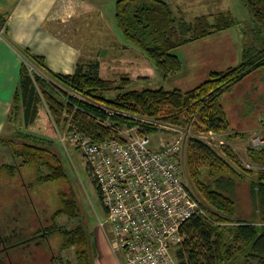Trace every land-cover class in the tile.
Returning <instances> with one entry per match:
<instances>
[{"label":"trees","instance_id":"1","mask_svg":"<svg viewBox=\"0 0 264 264\" xmlns=\"http://www.w3.org/2000/svg\"><path fill=\"white\" fill-rule=\"evenodd\" d=\"M243 1L250 8L255 27L250 35L246 32L240 34L239 62L225 70L211 72L206 81L189 91H183L175 85L171 88L125 89L115 86L110 79L99 77L96 68L80 62L73 74L54 73L46 67L42 58L31 56L24 50L19 52L23 63L8 114L14 129L9 137L0 135V148L8 150L14 161L0 163V183L4 176L8 177L11 195L17 197L20 193L17 187L24 188L31 182L33 184L29 188L37 185L48 189L49 184L69 181L67 167L50 137L54 135L53 120L61 124L65 115V125L69 120L68 123L94 141H101L113 134L92 116L107 117L100 105L166 124H192L194 130H215L228 139L247 135L252 130L238 129L250 125L258 103H264V95L262 99L259 96V100L258 93H254L255 97L250 95V91L258 88V78L264 81V0ZM114 15L123 38L154 63L157 74L164 80L177 76L182 69V62L174 53L177 47L219 33L237 23L230 13L218 14L214 22L206 17H197L188 22L176 18L170 4L164 0H117ZM4 23L5 20L0 17L3 31ZM25 60L36 64L42 72L79 97L58 89L43 76L31 73ZM248 78L247 83L251 82V88L244 89L245 85L241 82ZM236 87L239 88L235 94L242 90L236 95L241 98L240 103L239 100L232 102V95L229 96L227 107L230 112L231 106L236 109L237 128L230 122L223 102L224 94ZM49 89L53 94H49ZM58 93L66 98V102L55 98L59 96ZM41 103L46 105V111L40 109ZM75 106L85 112L74 110ZM245 106L251 109L248 113H244ZM38 116L46 118L43 135L28 130L30 123ZM110 120L128 126L138 123L135 117L123 114L111 116ZM255 120L258 124V117ZM259 125L264 128V118ZM145 126L151 133L157 129L147 124ZM261 134H264V130ZM211 151L199 141L188 140L184 154L187 179L198 191L207 216H193L183 224V242L176 250V255L181 264H234L236 255L243 249L245 257L264 264V170L243 168L238 171L239 160L233 151L225 149L224 158ZM248 154L255 163H264V150L250 148ZM23 168L28 169L30 174H24ZM24 175L27 176L23 179ZM18 178L25 181L22 182L23 186L16 183ZM237 180L248 183V195L254 197L255 203V196L258 197V207H252L248 214L241 213L245 211H241ZM94 182L100 196L98 185ZM55 195L49 230L56 231L60 236V251L74 248L73 264H94L93 247L76 194L59 189ZM241 215H247L248 218L243 219ZM60 217L76 222V225L68 227L67 223L58 221ZM58 264H66L61 256Z\"/></svg>","mask_w":264,"mask_h":264},{"label":"built area","instance_id":"2","mask_svg":"<svg viewBox=\"0 0 264 264\" xmlns=\"http://www.w3.org/2000/svg\"><path fill=\"white\" fill-rule=\"evenodd\" d=\"M2 33L3 27L0 36ZM25 61L31 73L43 76L60 90L64 88L39 72L36 64ZM100 108L107 117L92 116L112 132L107 139L94 141L69 120L70 129L65 132L59 130L54 120L53 125L57 139L65 149L69 144L79 151L98 185L106 211V218L99 219L98 225L103 228L111 251L116 257H123L121 264H181L176 255L183 242L181 227L193 216H207L202 200L188 186L184 145L188 139H194L223 158L225 149L237 154L236 150L224 134L215 130H194L192 124L177 126L124 114L105 105ZM74 110L85 112L78 106ZM118 114L135 117L138 123L128 126L112 122L110 117ZM146 124L169 135L153 144ZM248 141L252 148L264 150V134L251 131ZM254 163L244 160L237 170L264 168V163Z\"/></svg>","mask_w":264,"mask_h":264},{"label":"crops","instance_id":"3","mask_svg":"<svg viewBox=\"0 0 264 264\" xmlns=\"http://www.w3.org/2000/svg\"><path fill=\"white\" fill-rule=\"evenodd\" d=\"M116 1L0 0V17L1 20H5L4 33L0 36V135L9 137L14 129L8 114L23 63L19 52L24 50L31 56L42 58L46 67L54 73L73 74L76 71L80 58L79 50L74 42L75 36L71 38L68 34V37L65 38L58 33L56 28L61 20L75 21L76 18L83 20L80 15L82 11L89 14L95 10L102 17V39H105V43L133 46L123 38L117 27L114 15ZM164 1L170 4L176 18H182L188 22L197 17H206L210 21V18L215 20L220 13L232 14L230 10L232 0ZM111 38L114 39V42L111 41ZM240 44V35H237L231 27L177 47L174 53L180 58L182 69L171 84L183 91H189L206 81L211 72L222 71L236 65L240 59ZM133 47L135 48V46ZM42 117L38 116L30 123L28 129ZM226 139L233 145L238 156L242 157V155L248 154L249 149L252 148L248 141V135H237L230 139L226 137ZM243 141H245L244 147L240 146ZM105 241L103 242L107 247L109 258L111 249ZM100 243L102 245V239H100ZM245 255L243 249L239 251L234 264H261L256 259L245 257ZM114 257L116 262L109 264L123 262V259L118 258L119 256ZM98 264H102V262Z\"/></svg>","mask_w":264,"mask_h":264},{"label":"rangeland","instance_id":"4","mask_svg":"<svg viewBox=\"0 0 264 264\" xmlns=\"http://www.w3.org/2000/svg\"><path fill=\"white\" fill-rule=\"evenodd\" d=\"M230 10L232 12L231 15L237 22L236 25L232 27V30L237 35L243 34L245 32L246 34L250 35V32L255 27V23L251 18L249 6L243 0H232V5L230 6ZM80 15H82L83 20H77V18L75 21L61 20L56 29L57 31H59L58 33L62 35V37L66 38L68 37V34L71 36V38L75 36L74 42L79 50V58H80L79 62L81 64H84L85 66L89 64V66H92V68H96L97 70L96 73L99 77L104 79H110L114 82L115 86H123V88L125 89H143V88L156 89L159 87L171 88L173 86L171 82L175 80L177 76L174 77L171 76L169 79H165V80L159 77L157 75L154 63L151 60H149L142 51L136 49L137 47L134 48L133 47L134 45L126 46L124 44H112V42L105 43L104 42L105 39H102V17L98 12H95L94 10L91 13L86 14L83 13L82 11ZM210 21L214 22V20L211 18ZM107 41H110V39H107ZM111 41L114 42V39L111 38ZM37 68L38 71L43 73L49 80L54 81L47 74L42 72L38 66ZM250 77H253V75H251ZM248 80L249 78L247 80L244 79L241 82L243 85H245L244 89H247L249 87L251 88V82L247 83ZM258 80H259L258 88L256 90L250 91L251 92L250 95L251 97H255L254 93L255 92L258 93V100H259V96L262 99L264 95V81L261 80V78H258ZM239 87H236L233 91L226 93L223 96V102L226 105L227 108L226 111L228 113L230 122L234 123L233 126L236 128H237V125H235L237 120L235 118V116H237L235 114L236 109L231 106V112H230V110L227 107V103L229 96L232 95L234 96L232 102L235 100H239L238 103H240L241 98L236 95L240 93L242 90L238 91L235 94V90ZM62 90L66 91V88L64 87ZM48 92L49 94H53L51 89H49ZM55 98L57 100H63L64 102H66V98L63 95L61 96L59 94V96H55ZM39 107L41 110L44 111L47 110L46 105L44 103H41ZM250 110L251 109L249 106L244 107V113H248ZM263 111H264V103L259 102L258 107L255 108L252 115L253 121L250 123V125H246L242 128H239L240 130L238 129V131L252 130L262 133V130H264V128L263 126L259 125V122L261 121L262 118H264ZM257 117H258V124L255 120ZM63 118H65V115H63L61 124H57V127L59 128L60 131L65 132L68 123L66 122L65 125V121H63L64 120ZM45 127H46V118L42 117L39 120H37L35 123H33L31 125V128H29L28 130L33 133L43 135ZM168 135L169 133L167 131H161L159 129H156V131L151 133V140L153 144H157L159 143L158 141L160 137L168 136ZM50 137L54 140L58 149L57 151L61 155L67 167L70 180L64 181L62 182V184L47 185L49 186L48 190L50 194L49 193L45 194L46 197L49 198L50 196L52 198L56 190L59 189H63L66 192L73 191V193L76 194L77 200L79 201V205L84 215L83 222L84 224H86V228L89 234L88 235L89 241L91 246L93 247L92 258L94 264H98L99 262H102V264H109L110 262H116L114 257L115 254L113 252L111 253V251H109L111 257L108 258V253L106 249L107 247L103 242L106 239V235L104 233L103 228L98 225L99 219L104 220L106 218V211L100 200V196H98L97 189L94 184L95 182L91 175V172L89 171V169H87L83 158L79 154V151L75 149V147L68 144L67 146H65L67 149L64 148L62 143L57 139L55 129H54V135ZM188 140L184 145V154L187 149ZM231 146L233 147V145ZM240 146L244 147L245 141L241 142ZM228 147L230 148V146ZM248 157H249L248 154H244L242 155V157H239L241 159H238L239 160L238 166H241L244 160H248L249 159ZM13 161L14 160L10 155V153L8 152V150H6L5 148H0V163H10ZM251 162L254 163L253 161ZM259 164L261 163L258 162V165ZM254 169H260V168H254ZM23 170H25L24 174L28 173V169L23 168ZM261 170H264V168H261ZM26 176L27 175H24L23 179ZM23 179L18 178L15 181L17 184L23 186L22 185V182H24ZM4 182L9 183L10 179L4 176L2 180V184ZM237 184L239 187V194H240L239 195L240 206L242 207L241 211L242 209L243 211H245L241 213L248 214L251 211L252 207H258V197L255 196L256 198V203H255L254 197L248 195L249 185L247 182H242L237 180ZM188 186L191 189V191L195 195H197L198 198L201 200L198 191L189 181H188ZM37 188L42 189L43 187L39 186ZM0 192H3V189H1ZM3 195L4 193L0 194V197H2ZM23 196L24 195L21 194L19 197H23ZM55 196L56 195H54V198ZM52 205L53 207H51L50 209L49 205L46 202L45 207L48 209L46 210L47 213L49 210H52V208L55 207L54 200L52 202ZM241 217L243 219L248 218L247 215H241ZM58 221L60 223H67L68 227L71 228L76 225V222H71V221L69 222L65 217H60ZM107 227L108 225L105 226V228ZM100 239H102V245L100 243ZM61 254L63 255V258L69 257L70 259L69 264L74 263V259H75L74 248H69V250L65 249L64 251H61ZM118 258L121 260L123 259L121 255Z\"/></svg>","mask_w":264,"mask_h":264},{"label":"flooded vegetation","instance_id":"5","mask_svg":"<svg viewBox=\"0 0 264 264\" xmlns=\"http://www.w3.org/2000/svg\"><path fill=\"white\" fill-rule=\"evenodd\" d=\"M36 186H19L20 193L14 197L10 183H0V194L4 193L0 197V264H58L59 256L63 263L70 262L69 257L63 258L61 254L65 249L60 251V236L49 230L52 212L47 213L45 204L53 207L55 193L47 198L48 189ZM21 194L24 196L19 197Z\"/></svg>","mask_w":264,"mask_h":264},{"label":"bare ground","instance_id":"6","mask_svg":"<svg viewBox=\"0 0 264 264\" xmlns=\"http://www.w3.org/2000/svg\"><path fill=\"white\" fill-rule=\"evenodd\" d=\"M258 133H259V132H258ZM211 152H212V151H211ZM212 154L214 155V153H212ZM214 156H215V155H214ZM24 182H25V181H24ZM31 183H32V182H31ZM31 183H29L28 186H29V185L31 186ZM32 184H33V183H32ZM28 186H27V188H28ZM31 187H32V186H31ZM28 189H29V188H28ZM33 192H34V191H33ZM37 192H39V191L37 190ZM38 194H39V193H38ZM41 194H42V193H41ZM34 197H35V196H34ZM34 197H33V198H34ZM33 198H32V199H33ZM35 198H36V197H35ZM38 198H40V197H38ZM33 200H34V199H33ZM46 217L48 218V216H46ZM41 219H42V218H41ZM49 221H50V220H49ZM41 223H42V222H41ZM45 223H46V222H45ZM47 223H49V222L47 221Z\"/></svg>","mask_w":264,"mask_h":264}]
</instances>
